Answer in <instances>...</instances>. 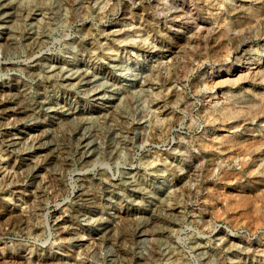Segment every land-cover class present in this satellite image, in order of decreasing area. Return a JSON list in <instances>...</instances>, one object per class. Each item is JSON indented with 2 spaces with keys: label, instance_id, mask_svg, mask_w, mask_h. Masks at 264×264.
I'll use <instances>...</instances> for the list:
<instances>
[{
  "label": "rangeland",
  "instance_id": "rangeland-1",
  "mask_svg": "<svg viewBox=\"0 0 264 264\" xmlns=\"http://www.w3.org/2000/svg\"><path fill=\"white\" fill-rule=\"evenodd\" d=\"M10 1L0 264H264V0Z\"/></svg>",
  "mask_w": 264,
  "mask_h": 264
},
{
  "label": "bare ground",
  "instance_id": "bare-ground-1",
  "mask_svg": "<svg viewBox=\"0 0 264 264\" xmlns=\"http://www.w3.org/2000/svg\"><path fill=\"white\" fill-rule=\"evenodd\" d=\"M37 11H39V8L38 7H35V10L32 12V14L33 15H41V11H39V12H37ZM14 15L15 14H14V11L12 9L11 1L10 0H1L0 1V30H1V34L4 33L5 29L12 28L13 22H14L13 21L14 20L13 19L14 18ZM31 18H34V17L32 16ZM0 38H5V37L4 36H0ZM230 56H231V54L230 53H227L226 56H225V58L223 59V63H226L227 64L228 62H230V66L231 67L229 69H231V71H233V70L235 72H237V71H239V72L243 71V68L241 66L235 68L236 64L231 63L232 62V60H231L232 57H230ZM238 61L239 60H237V62ZM247 69L250 70L251 67H249ZM67 78H72V77L67 76ZM86 82H89V80L86 79ZM215 92H216V90L214 91V93ZM97 94H98V91L97 90H94L91 93V95L94 97L93 99L99 98V96ZM212 101L213 100H211V102ZM218 102H219V100H214L212 104L216 105V103H218ZM81 139L83 140L84 146L87 149V151H89V149H94L95 148V146H96L95 143L93 141H91V140H87V138L85 137V134H82L81 135Z\"/></svg>",
  "mask_w": 264,
  "mask_h": 264
}]
</instances>
